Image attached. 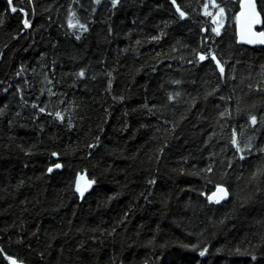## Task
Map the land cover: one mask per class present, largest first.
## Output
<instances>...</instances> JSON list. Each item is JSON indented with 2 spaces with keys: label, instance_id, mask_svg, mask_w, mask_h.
<instances>
[{
  "label": "trees",
  "instance_id": "1",
  "mask_svg": "<svg viewBox=\"0 0 264 264\" xmlns=\"http://www.w3.org/2000/svg\"><path fill=\"white\" fill-rule=\"evenodd\" d=\"M238 4L0 0V264H264V48L236 44Z\"/></svg>",
  "mask_w": 264,
  "mask_h": 264
},
{
  "label": "snow or ice",
  "instance_id": "2",
  "mask_svg": "<svg viewBox=\"0 0 264 264\" xmlns=\"http://www.w3.org/2000/svg\"><path fill=\"white\" fill-rule=\"evenodd\" d=\"M12 0H9V4L11 5ZM117 3V0H113V4L115 5ZM213 7H216L215 4H213ZM241 9L242 11L240 12V14L236 17V23H237V27L239 30V36H240V40L242 42L245 43H260V44H264V31L259 32V33H255L252 31V26L254 24H258L260 23V18H259V13L256 11V5L253 2V0H243V2L241 3ZM12 12H16L17 8L16 7H12L11 8ZM179 11V9H178ZM224 9L221 8L220 12L217 14L218 16L223 15ZM209 14V13H206ZM181 16L184 15L183 12L180 13ZM2 22V21H0ZM24 27L27 28L29 27V23L27 20L24 21ZM69 27L70 28H74L76 27V24H73L71 19L69 20ZM80 28H84L83 25H79ZM86 30V29H84ZM214 32H216L217 35H219V29L218 28H214L213 29ZM155 39V38H154ZM201 60H204L205 57L204 56H200ZM212 59H216L215 56L212 57ZM217 66L219 67L221 73H223V67L220 65V62L217 61ZM81 75H83V73H81ZM57 116L60 117V114L57 113ZM62 118V117H61ZM251 121L253 124L256 123V118L252 117ZM233 143L235 144L236 141L234 140ZM56 167H60V165H56ZM49 171H51V169H49ZM77 191H79L81 193V195H83V190H81L80 186H79V179L77 182ZM218 192L220 193H224L226 195V192L223 188H219L217 189ZM215 196V193L213 194ZM211 199V197L209 198ZM216 202H219V200H217ZM201 256L204 255V252L202 251L200 253ZM11 264H16L15 260L11 261Z\"/></svg>",
  "mask_w": 264,
  "mask_h": 264
},
{
  "label": "water",
  "instance_id": "3",
  "mask_svg": "<svg viewBox=\"0 0 264 264\" xmlns=\"http://www.w3.org/2000/svg\"><path fill=\"white\" fill-rule=\"evenodd\" d=\"M243 2V0H240L239 2V9H238V12H237V16L240 14V12L242 11L241 9V3ZM253 2L255 3L256 5V11L259 13V18H260V23L258 24H254L252 26V31L255 32V33H259V32H262L261 31V27L263 25V19H262V16L260 14V11L258 9V6H257V3H256V0H253ZM235 37H236V44L238 46H241V47H245V48H264V44H260V43H245V42H242L240 40V36H239V30H238V27H237V23H236V29H235ZM58 167H54L51 171H54V170H57ZM219 188H223L226 192V195L224 193H220L217 191V189ZM216 187L211 193L210 195L207 197V200L211 203H216V204H222V203H225L228 201L229 199V193L227 191L226 188L222 187V186H218ZM215 193V196L213 195ZM211 197V199H209ZM217 200H219V202H216ZM16 264H21V263H17Z\"/></svg>",
  "mask_w": 264,
  "mask_h": 264
},
{
  "label": "rangeland",
  "instance_id": "4",
  "mask_svg": "<svg viewBox=\"0 0 264 264\" xmlns=\"http://www.w3.org/2000/svg\"><path fill=\"white\" fill-rule=\"evenodd\" d=\"M88 185H89V183L86 181V179L83 176L79 178V186H80L81 190H84V188H87Z\"/></svg>",
  "mask_w": 264,
  "mask_h": 264
},
{
  "label": "bare ground",
  "instance_id": "5",
  "mask_svg": "<svg viewBox=\"0 0 264 264\" xmlns=\"http://www.w3.org/2000/svg\"><path fill=\"white\" fill-rule=\"evenodd\" d=\"M230 196V195H229Z\"/></svg>",
  "mask_w": 264,
  "mask_h": 264
}]
</instances>
